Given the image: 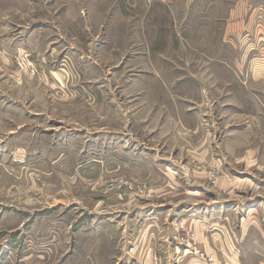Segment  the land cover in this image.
Here are the masks:
<instances>
[{
	"label": "rangeland",
	"instance_id": "obj_1",
	"mask_svg": "<svg viewBox=\"0 0 264 264\" xmlns=\"http://www.w3.org/2000/svg\"><path fill=\"white\" fill-rule=\"evenodd\" d=\"M195 108L221 112L200 120L216 147L200 163L198 115L180 117ZM238 146L264 149V0H0V264H223L184 221L204 212L231 232V264H264L259 216L242 221L264 212V189L226 177ZM144 148L173 172L192 162L177 192L194 180L208 194H154L155 168L82 170Z\"/></svg>",
	"mask_w": 264,
	"mask_h": 264
},
{
	"label": "crops",
	"instance_id": "obj_2",
	"mask_svg": "<svg viewBox=\"0 0 264 264\" xmlns=\"http://www.w3.org/2000/svg\"><path fill=\"white\" fill-rule=\"evenodd\" d=\"M154 87L156 88V86H154ZM158 89H161V84H160V87ZM151 100L154 101V102H151V104L153 106H155L157 103L161 107L162 111L165 113L166 112L169 113L168 110L169 111L173 110V108L170 106L166 107L167 103L160 101V99H156V98L152 99L151 98ZM191 104H194V103L193 102H191V103L187 102V106H191ZM194 105H201L202 106V104L199 102L194 104ZM195 109L196 110L186 109V110H184V111H186V113H184V114L190 113L192 111V113H194L195 115H198L197 116L198 120L195 122V123H197V125L195 127H190L189 129H186V130L190 131L192 133V135H194L196 143L191 147L190 152H193V154L195 155L194 157L197 158V160L195 162L200 163V162H202V160L208 158V155L210 153L209 149L216 148L215 145L211 141L210 135H209L210 138L208 137V135H207V137L204 136V132H203L204 129L202 128L203 127L202 126L203 121H200V120H205V119L216 120L220 116L221 112H217V110H214V109L210 110L209 108H205L204 113H205V111H207V113L204 114V113L199 112L198 108H195ZM175 113L177 114V116L174 115ZM175 113H172V114L174 115L175 120L178 122V120H180L178 118V111H176ZM180 117L183 120H185L187 118L191 119L192 116L190 114H187V115H182ZM19 139L22 140L21 138H19ZM221 143H222V141H221ZM16 148L19 149L20 145H16ZM18 149H17V152H18ZM234 151L236 154H242V155H240V157H236L237 155L235 154V157L237 158V160L235 159L236 161L232 163L229 159V164L224 165V167L227 170V176L226 177L232 178V179H239V180H241V179L244 180L245 178H249V180H251V181L253 180L256 185L261 186L260 189L261 188L264 189V155H263L264 149L261 150L262 154H260L259 151H254V150H251L248 148H246V149L242 148V146H238V148H234ZM9 152H11V151H9ZM124 152H127V151L124 150ZM257 152L259 153V155ZM115 153L117 154L118 150L114 149V151L112 152V154L115 155L114 157H117ZM130 153H134V151L130 152ZM153 153H154L153 149L144 148V150H142L141 155H137V157L134 155H132V156L130 155L131 157H127L126 160H120L119 158H116V159L109 158L110 160L104 159V158H98L95 161L96 165H89V164L85 163V165H84L85 168L82 170L87 172V173H92L91 171H93V166L94 167L95 166L100 167V165H101V167H105V166L109 165V166L114 167V169L111 170L112 172L113 171L119 172V171H122V169H124V170H128L127 172H129L131 175H133L135 173V171L140 170V168H145V167L150 168V169L155 168L156 170L160 169L163 176H161L160 180L157 181L156 184L152 187V188L156 189V190H154V194L165 193L166 190H164V189H166V188L162 189L163 186H168L171 190L174 191V193L172 192L169 194V196L171 198L180 197V199H182L183 197L184 198L188 197V195H190V194H194L195 196H193V195H191V196L199 199L200 196L205 195L204 193L208 192L206 189H204L203 187L200 186L199 182H195L192 178L191 179L193 181L189 187H187L185 190H183V188L181 187V191L177 192L178 189H180V187L178 186V179L176 177L177 172H178L177 169H179L181 174L185 175L184 172H182V171H184L185 169H189V167L192 165V162H188L185 166H183V165L174 166L177 169L175 172H173V170H171V166L170 167H169V165L166 166L161 162L164 160H162L159 157L160 153L157 154L158 155L157 159H159V160H151L150 155ZM50 155L52 156V157H50V159L41 161L42 163H44L46 165V167H48V169H50V167H52V166H57L58 163H61L60 157H57V156L55 157V155H53V154H50ZM22 158L21 159H15L12 162H10V163L7 162V163L10 167L15 168V170H16L20 166H22L23 164H28V163H26L28 161H25ZM211 161L214 163V159L211 160L210 158L207 162L209 163ZM41 162L40 163L37 162V165H41ZM165 163L169 164V162L168 163L165 162ZM159 164L161 166L160 168L158 166ZM162 169H165V171H162ZM248 172H255V174L252 175ZM188 176H190V174ZM195 177H197V179H198L199 174H196ZM257 177H259V178H257ZM146 178L147 177H143V180ZM146 181H147V179H146ZM175 181H176V183H175ZM225 184H227V182H224V184H222V185L225 187ZM233 184L234 185H232L230 187V189L236 187L237 182H234ZM245 185L246 184H244V186H242V185L241 186L246 187ZM262 198L264 199V197H262ZM196 204H203V201H200L199 203L193 202L190 205H191V207H193V206H196ZM182 206H183V204L181 206H179V207H181L179 212H182L184 210V208H186V207H182ZM208 206L209 205H206L205 207H203V210L208 211L209 210ZM179 207H176V208H179ZM251 210L252 209H248V211H245V217H244V219H242V221L245 222L249 216H253V215L257 214L259 216V218H257L256 215L253 217L254 219H256V223H257L256 225H254L253 229L255 231H258L261 233L264 232V219H263L264 212L262 211V209L260 207L256 208L255 211L250 214ZM259 210H261V211L259 212ZM204 213L201 215L200 214L194 215L197 218H191V220L186 219L184 221L187 223L186 225L188 227L194 229V231L196 232L197 237L201 243V246H204L206 254H208V255H214L215 254L213 247H214V243H216V241H217V245L220 246L223 250L221 257L219 259L217 258L218 261L221 260L223 262V264H231L232 263L231 262L232 256H233V251L231 250L232 241L230 240L231 232L230 233L228 232L226 235L224 232H221V231L217 232V229L214 227L215 224L212 223L213 217L212 216L209 217L208 212H206L205 214ZM198 215H200V217H202V219H198V217H199ZM242 225H243V223L241 222V228L243 227ZM246 225H248V224H245V226ZM246 229H248V227ZM219 237H222V239H219ZM227 238H228V240H227ZM121 260H122V258L119 259V257H118V259H116V261H117L116 263L118 264V262H120ZM139 263L140 262L137 261L135 263H128V264H139ZM189 263L190 264H196V263H201V261L193 258V260L191 259V261Z\"/></svg>",
	"mask_w": 264,
	"mask_h": 264
},
{
	"label": "bare ground",
	"instance_id": "obj_3",
	"mask_svg": "<svg viewBox=\"0 0 264 264\" xmlns=\"http://www.w3.org/2000/svg\"><path fill=\"white\" fill-rule=\"evenodd\" d=\"M252 212H254V211H251L250 213H252Z\"/></svg>",
	"mask_w": 264,
	"mask_h": 264
}]
</instances>
